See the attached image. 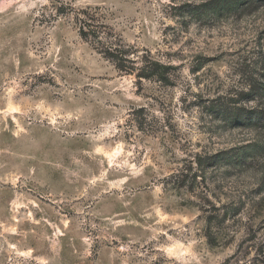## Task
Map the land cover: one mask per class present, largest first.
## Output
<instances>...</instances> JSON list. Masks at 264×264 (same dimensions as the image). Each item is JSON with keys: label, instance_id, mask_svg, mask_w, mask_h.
<instances>
[{"label": "rangeland", "instance_id": "obj_1", "mask_svg": "<svg viewBox=\"0 0 264 264\" xmlns=\"http://www.w3.org/2000/svg\"><path fill=\"white\" fill-rule=\"evenodd\" d=\"M224 1L0 0V264H264V0Z\"/></svg>", "mask_w": 264, "mask_h": 264}, {"label": "trees", "instance_id": "obj_2", "mask_svg": "<svg viewBox=\"0 0 264 264\" xmlns=\"http://www.w3.org/2000/svg\"><path fill=\"white\" fill-rule=\"evenodd\" d=\"M240 0H229V1H224L225 4H223L222 9L228 7V8H234L236 6L237 3H239ZM221 9V7H220ZM83 35V34H82ZM167 68L165 66L162 65H158V64H154V67H146L145 69H143L144 73H148V72H152L155 74H143L144 76H149V75H157V77L160 79V81H163L165 83L168 82V78L165 76V70Z\"/></svg>", "mask_w": 264, "mask_h": 264}]
</instances>
